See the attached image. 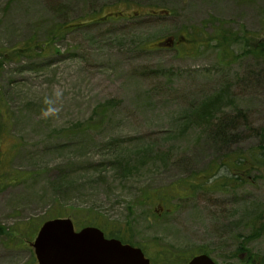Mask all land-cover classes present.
Here are the masks:
<instances>
[{"label":"rangeland","instance_id":"374dc122","mask_svg":"<svg viewBox=\"0 0 264 264\" xmlns=\"http://www.w3.org/2000/svg\"><path fill=\"white\" fill-rule=\"evenodd\" d=\"M245 32L264 42V0H0V264H38L58 215L153 264L264 263V58Z\"/></svg>","mask_w":264,"mask_h":264},{"label":"water","instance_id":"95a60500","mask_svg":"<svg viewBox=\"0 0 264 264\" xmlns=\"http://www.w3.org/2000/svg\"><path fill=\"white\" fill-rule=\"evenodd\" d=\"M33 247L39 264H151L140 248L107 239L99 228L76 232L71 219L46 222ZM188 264L217 263L208 255H199Z\"/></svg>","mask_w":264,"mask_h":264},{"label":"trees","instance_id":"16d2710c","mask_svg":"<svg viewBox=\"0 0 264 264\" xmlns=\"http://www.w3.org/2000/svg\"><path fill=\"white\" fill-rule=\"evenodd\" d=\"M69 31H70V29L61 28L60 30H58L56 35L59 36L61 34H65V33L69 32ZM248 35H249V33L245 32L244 38H241L244 41V45H245L243 55L244 56L253 55L256 58H264V42H258V40H256V38L254 36H250L251 39H249L247 37ZM224 39L227 41L226 38H224ZM238 39H239L238 37L233 38V40L230 43H226L225 45L222 42H219V41L218 42L220 43L221 48L226 49V48H232L233 46H235L238 43ZM187 41H189V40H187ZM195 41L196 40H193V42H195ZM31 48L32 47H29V45L25 48H21L19 51L16 52V55L19 54L17 56L23 57L24 54H22V53L30 52ZM10 54L6 57L7 58L10 57V59H12ZM14 56H15V54H14ZM4 129H5V124L0 120V134L4 131ZM1 140H2V138H0V147H1V143H2ZM255 160H256V163H258L259 165H264V150L257 155ZM1 162H2V160L0 158V167H1ZM245 163H246V159H243V160H241L240 164H238V166H237V169H238L237 175H238V179H240V180H241V178H240L241 173H240L239 168L242 169V167L245 165ZM10 177H14V175L8 174V173H6V171H0V190H3L6 188L5 181ZM17 177H18V180L17 179L13 180L14 184L19 183L18 181H20V182L23 181L21 179V175H18ZM190 192H191L190 188L187 189V188H182V187L178 186V187L174 188L172 191H170V190L167 191L166 194H164L163 199L167 200L169 195H173L175 197H183V196L187 197V196H189ZM54 218H60V215L51 217V219H54ZM258 235L254 236V239L258 238ZM113 238L120 239L118 234H116V236H114ZM248 255H249V257L246 260V262L251 263V264H258L259 261L256 260V258L254 256H252L250 254V252H248ZM262 264H264V263H262Z\"/></svg>","mask_w":264,"mask_h":264}]
</instances>
